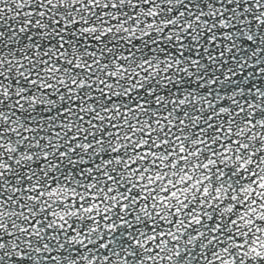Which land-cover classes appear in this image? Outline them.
I'll return each mask as SVG.
<instances>
[{"label": "snow or ice", "instance_id": "snow-or-ice-1", "mask_svg": "<svg viewBox=\"0 0 264 264\" xmlns=\"http://www.w3.org/2000/svg\"><path fill=\"white\" fill-rule=\"evenodd\" d=\"M0 264H264V0H0Z\"/></svg>", "mask_w": 264, "mask_h": 264}]
</instances>
